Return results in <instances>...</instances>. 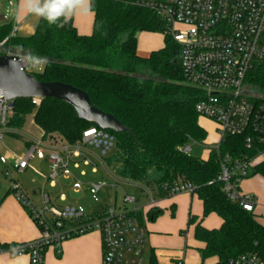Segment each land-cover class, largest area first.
<instances>
[{"label": "trees", "instance_id": "1", "mask_svg": "<svg viewBox=\"0 0 264 264\" xmlns=\"http://www.w3.org/2000/svg\"><path fill=\"white\" fill-rule=\"evenodd\" d=\"M91 10L94 25L89 35L80 34L72 19L60 21L63 27H59L40 17L35 33L28 37L16 33L14 20L1 23L0 55L47 57L42 71L27 72L42 82H62L85 91L93 106L128 127L121 133L108 130L117 143L105 164L115 176L152 189L179 181L195 186L194 193L203 201L204 216L215 213L223 220L217 229L196 224L195 236L204 244L203 259L232 264L243 254L264 255V224L255 211H247L227 197L217 180V151L208 159L180 151L191 141L206 140L208 133L199 124L195 110L203 93L186 82L180 46L166 32L164 21L150 9L117 1L91 0ZM142 32L162 34L163 47L141 56L138 35ZM247 83L264 99V62L254 65ZM31 114L45 138L58 133L70 144L80 140L87 128L97 126L79 119L66 102L45 98L35 105L32 98H19L15 99L9 127L21 129ZM219 154L262 157L251 173L264 178V144L248 150L241 137L228 135ZM130 214L142 222L141 212ZM148 215L156 217L158 212L151 209ZM190 223H195L192 217Z\"/></svg>", "mask_w": 264, "mask_h": 264}, {"label": "built area", "instance_id": "2", "mask_svg": "<svg viewBox=\"0 0 264 264\" xmlns=\"http://www.w3.org/2000/svg\"><path fill=\"white\" fill-rule=\"evenodd\" d=\"M109 1L150 9L164 21L166 32L180 46L186 82L203 93L195 105L198 116L217 125L218 139L208 149L210 154L213 151L218 153L220 172L217 180L223 184V190L232 202L247 211H254L258 200L243 192L241 183L251 174L260 157L232 158L221 156L219 151L228 135L241 137L248 150L264 144V99L257 97L247 83L248 73L254 65L264 62V0ZM13 4L10 1V5ZM20 56L26 71H30L26 55ZM40 101V98H32L35 105ZM14 111L15 99L0 97V142L8 133L23 135L20 129L8 125ZM28 143L23 155H3L0 161L4 165L3 174L10 177L13 171L8 166L9 158L18 173L25 172L34 159L48 160L49 174L41 191V205L31 198L17 178H12L10 188L39 226L41 235L28 242L0 244V254L28 255L30 264H44L49 247L60 254L61 244L66 239L97 230L102 236V264H150L145 255L147 232L139 219L130 214L139 211L138 208L118 210L113 207L90 215L79 206L59 204L65 200V195L53 198L46 190V185L56 186L60 179H66L71 180L74 191L81 192L85 183L79 176L86 175L81 166H91L92 173H97L93 151L98 152L94 156L105 164V158L116 147L114 134L99 126H91L74 144L52 145L44 137V132L39 137L29 138ZM191 150L192 145L180 148L187 154ZM78 169H81L79 176L73 171ZM106 184L105 181L89 182L87 187L96 192ZM142 188L148 198L144 208L149 212L155 208L157 197L152 189ZM195 189L193 184L179 181L173 185L164 184L157 191L163 197H172L194 193ZM137 201L135 195L126 193L124 196L125 203L136 205ZM232 264H264V255L243 254L232 260Z\"/></svg>", "mask_w": 264, "mask_h": 264}, {"label": "crops", "instance_id": "3", "mask_svg": "<svg viewBox=\"0 0 264 264\" xmlns=\"http://www.w3.org/2000/svg\"><path fill=\"white\" fill-rule=\"evenodd\" d=\"M10 1L14 2L12 5V15L7 18V15H5L3 19H0V24L14 20L16 23L15 31L19 36L28 37L33 35L40 17L20 11V0ZM18 16L20 17L19 20L17 19ZM71 19L80 34L89 35L92 33L94 25V12L92 10L89 14L75 15ZM142 34L141 47L139 46L138 39V53L141 56H148L153 50L163 47L164 38L163 43L160 44L154 42V39H156L152 35L154 33L142 32ZM153 42L155 43L154 45ZM20 131L23 134L22 136L8 133L17 139H22L23 144L21 147L17 146L13 150L10 149L7 157H11L13 154L23 155L29 145L28 139L39 137L43 133L42 129L34 122V115L27 117L26 123ZM207 138L211 143L218 139L216 124L214 134L209 135L208 133ZM210 155L208 151L203 159H208ZM261 159L262 157L258 160ZM43 161L44 159H37L34 165L41 166ZM31 163L29 168L31 167ZM47 164L49 168L48 160ZM8 166L12 171L15 170L11 158H9ZM3 169L4 165L1 170V176H5ZM48 174L44 178L38 179L33 177L29 186L22 183L31 198L38 205H41V191L46 183ZM86 176L87 172L85 176L81 177ZM4 179H7V177L5 176ZM132 183L138 185L142 193H145L142 187L147 186L136 182L129 184ZM10 188L11 182L0 179V244L12 245L38 239L41 235L39 226L29 211L19 202L16 195L11 192ZM148 188L152 189V187ZM241 189L243 192L254 195L257 198L258 202L254 211L259 220L264 224V178L259 175H252L251 173L242 181ZM46 190L52 192L53 198H58V196L64 194L65 200L58 202L61 205L79 206L90 215L101 212V210L89 207L90 205L83 203L80 197L76 199L72 198V193L76 191L72 189L71 180L60 179L56 186L46 185ZM152 190L157 197V203L155 208H153L158 212L156 217H150L147 214L148 211L144 206L147 205L148 199L146 202H141L139 196L136 197L141 203L137 201L136 205H132L130 208L125 207L129 210L138 208L142 214L143 219L141 223L147 232L145 255L149 262L152 259V264H214L217 261L216 258H202L201 249L204 247V244L197 240L195 227L196 224L200 223L207 229H217L223 224L222 218L215 213L204 216L203 201L196 193H180L172 197H163L158 193L157 188ZM78 193L80 194V192ZM73 201L76 202L74 203ZM191 217L195 221L194 224L190 223ZM103 257L102 236L99 231L95 230L63 241L60 254L57 253L55 248L49 247L45 253L44 264H102ZM0 264H30V258L28 255L13 256L2 253L0 254Z\"/></svg>", "mask_w": 264, "mask_h": 264}, {"label": "rangeland", "instance_id": "4", "mask_svg": "<svg viewBox=\"0 0 264 264\" xmlns=\"http://www.w3.org/2000/svg\"><path fill=\"white\" fill-rule=\"evenodd\" d=\"M12 5H10V0H0V19H3L5 15L7 17H10L12 15ZM142 33L138 35L139 39V46L141 47L142 43ZM156 39H154L155 43H163V38L159 33L152 34ZM153 42V45L155 44ZM145 43V42H144ZM157 45V44H156ZM3 52L2 49H0V53ZM38 71L36 68L32 67L30 64V71ZM254 93L257 97H262L261 94L257 92V90L254 88ZM34 114V112H33ZM31 114V115H33ZM30 115V116H31ZM199 124L209 133V135H213L215 132V124L214 122L207 120L203 117H199ZM19 140V141H18ZM47 141L51 143L52 145L59 146L63 143H67V141L58 133H54L53 137L47 138ZM213 143V142H212ZM22 139H17L14 136H11L9 134H6L4 136V139L2 142H0V156H7L10 152V149H15V147L22 146ZM211 142L207 138V140H204L202 142H196L191 141L189 145H192V150L190 154L195 157L203 158L210 148ZM9 150V151H8ZM94 150V149H93ZM92 150V151H93ZM95 151V150H94ZM93 151L92 158L95 161L97 165V174L92 173L91 166H83L81 169H85L87 172L86 177L79 176V172L81 169L73 170L80 179L85 183L83 190L80 192H74L72 193V198L76 199L80 197V200H82L83 203L90 205L89 207L98 209V210H104V209H110L113 207L120 209H124L125 207H132L131 203H125L124 202V196L126 193L133 194L135 196H139L141 202L147 201V196L145 193H142L141 188H139L138 185L135 184H129L131 182H128L127 180L120 179L117 176L114 175L112 170L104 163H101L98 158L94 156L98 152ZM98 155V154H97ZM36 160H32L31 167L26 171L21 173H18L16 170H13L12 175L10 177L7 176V179H4L5 176H1L2 174V167L3 164L0 161V179H3V181L11 182L12 178H17L20 180L21 183L27 184V186L30 185L31 179L33 177L36 178H44L49 173V168L47 164V159H44L42 162L43 164L40 166H36ZM19 176V177H18ZM11 180V181H10ZM105 181L107 184L103 186L99 191L93 192L87 187V183L89 182H100ZM73 192V191H72ZM51 196H54L51 191H49ZM72 199V200H73ZM138 201V203H141ZM74 203L76 201H73Z\"/></svg>", "mask_w": 264, "mask_h": 264}, {"label": "water", "instance_id": "5", "mask_svg": "<svg viewBox=\"0 0 264 264\" xmlns=\"http://www.w3.org/2000/svg\"><path fill=\"white\" fill-rule=\"evenodd\" d=\"M0 97L53 98L71 105L76 116L102 129L121 133L128 127L115 116L91 104L88 94L72 85L62 82H42L28 73L20 55H0Z\"/></svg>", "mask_w": 264, "mask_h": 264}, {"label": "clouds", "instance_id": "6", "mask_svg": "<svg viewBox=\"0 0 264 264\" xmlns=\"http://www.w3.org/2000/svg\"><path fill=\"white\" fill-rule=\"evenodd\" d=\"M20 11L45 19L49 24L63 27L75 15H86L91 11V0H20ZM19 20L20 17L18 16ZM63 21V23H60ZM32 67L43 70L47 57L29 53L26 57Z\"/></svg>", "mask_w": 264, "mask_h": 264}]
</instances>
